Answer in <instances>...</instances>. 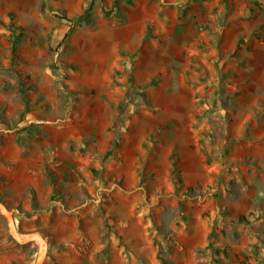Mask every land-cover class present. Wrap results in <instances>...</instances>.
<instances>
[{
  "label": "rangeland",
  "instance_id": "374dc122",
  "mask_svg": "<svg viewBox=\"0 0 264 264\" xmlns=\"http://www.w3.org/2000/svg\"><path fill=\"white\" fill-rule=\"evenodd\" d=\"M51 2L0 0V202L42 264H264V0H150L94 79L66 56L108 0ZM36 253L0 212V264Z\"/></svg>",
  "mask_w": 264,
  "mask_h": 264
},
{
  "label": "crops",
  "instance_id": "0c3cea01",
  "mask_svg": "<svg viewBox=\"0 0 264 264\" xmlns=\"http://www.w3.org/2000/svg\"><path fill=\"white\" fill-rule=\"evenodd\" d=\"M114 1L115 0H108V8L107 5L104 4L105 2H103V4L101 3V6H99V17L91 30L78 28L70 35L72 51L66 56V59L82 66L80 72L82 77L90 73L91 75H88V77H91L90 79L96 78L92 76V73L96 74L102 72V64H109L110 59L113 60L115 56L122 58L119 51H122V53L124 52V54L133 53L140 46L145 24L150 21V0H132L133 5H129L126 11L125 9L121 11L118 10L120 0H117L115 4ZM90 2L91 0H52L51 3L63 8L68 14H76L85 8H89ZM124 6L126 5L124 4L123 7ZM90 8V11H95V8H98L96 0H93V4ZM102 9L104 12L110 11V13H103L102 15ZM185 20L186 19H184V21ZM189 22L188 19L184 25L181 24L182 28H187L186 30H182L185 33L189 31ZM68 28L69 26H65L62 31L61 38L63 41L65 40L63 39L64 34ZM163 28L167 32H171L173 26L169 27L165 25ZM146 59L150 61V56L148 54L146 55ZM157 60L162 63V66L170 64V56L164 51L162 52V56ZM77 84L78 83L75 82V87ZM82 84L85 86L84 84L89 83L85 82ZM76 89L79 88L76 87ZM80 90L83 91L84 89L80 88ZM95 102L96 104H94ZM105 107H107V102L102 98H100V100L97 98L89 99L87 103V111L91 118H96L97 113L103 111ZM101 119L102 118L98 116V123H102Z\"/></svg>",
  "mask_w": 264,
  "mask_h": 264
},
{
  "label": "water",
  "instance_id": "95a60500",
  "mask_svg": "<svg viewBox=\"0 0 264 264\" xmlns=\"http://www.w3.org/2000/svg\"><path fill=\"white\" fill-rule=\"evenodd\" d=\"M0 212L6 218L9 230L11 234L14 236V238L17 240V242L19 243H25L28 241L37 242V253L33 264H42L46 256V242L41 237V235L37 232L24 233L19 231L14 223V219L11 212L2 202H0Z\"/></svg>",
  "mask_w": 264,
  "mask_h": 264
},
{
  "label": "trees",
  "instance_id": "16d2710c",
  "mask_svg": "<svg viewBox=\"0 0 264 264\" xmlns=\"http://www.w3.org/2000/svg\"><path fill=\"white\" fill-rule=\"evenodd\" d=\"M115 3H117V0L114 1V4ZM92 4H93V0H91L90 5H89V8L92 6ZM109 13H110V11L104 12V14H109ZM61 15H62L63 18L67 19L64 14H61ZM82 17H83V14L82 15H79L76 19H73V20L72 19L71 20L68 19L69 22H70V26H69L68 30L66 31V33L64 34L63 39H66L69 36V34L71 33V31H72L73 26L75 25V23H77L78 21H81L83 19ZM21 130H25V129H21Z\"/></svg>",
  "mask_w": 264,
  "mask_h": 264
}]
</instances>
